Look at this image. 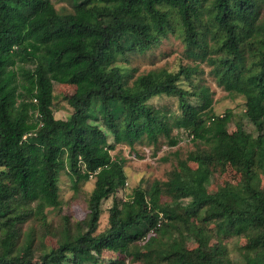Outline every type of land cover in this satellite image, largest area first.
<instances>
[{
	"label": "trees",
	"instance_id": "1",
	"mask_svg": "<svg viewBox=\"0 0 264 264\" xmlns=\"http://www.w3.org/2000/svg\"><path fill=\"white\" fill-rule=\"evenodd\" d=\"M68 1L72 10L62 13L52 0H0V264H264V0ZM170 36L211 68L219 87L245 98L256 136L241 124L228 131L233 112L215 113L208 86L181 87L203 73L199 65L130 82L120 58ZM55 83L75 87L67 120L54 115ZM159 96L178 99L179 117L148 103ZM173 128L196 150L169 181L115 200L109 229L97 233L104 201L128 180L126 159L111 152L163 137L177 146ZM226 166L240 182L210 192L213 173ZM62 170L76 191L95 179L88 214L77 234L64 228L57 248L38 250L37 231L23 228H48L47 210L62 204ZM223 237H244L243 255L233 260ZM104 252L119 258L106 261Z\"/></svg>",
	"mask_w": 264,
	"mask_h": 264
},
{
	"label": "rangeland",
	"instance_id": "2",
	"mask_svg": "<svg viewBox=\"0 0 264 264\" xmlns=\"http://www.w3.org/2000/svg\"><path fill=\"white\" fill-rule=\"evenodd\" d=\"M52 1L59 12L63 13L72 10V4L68 0ZM182 65H199L203 73L194 76L191 81L182 80L181 87L191 91L194 89V84L202 83L208 86L212 93L215 113L224 115L226 111L232 110V117L226 125L229 132L236 131L237 126L241 124L248 132H252L255 136L257 135L256 128L250 123L246 115L245 98L243 96L231 95L219 87L211 74V68L205 63L189 59L186 54L185 45L179 38L170 36L168 39L163 40L159 46L145 53L130 52L121 57L118 62V66L121 67L123 73L131 83L140 75L151 70L165 68L169 71L177 72ZM74 90L75 87L71 85L54 84L55 100L53 110L56 119L67 120L72 115L73 109L69 106L67 98L74 93ZM148 103L166 111L168 115L172 114L174 118L179 117L181 113L178 99L175 97H152L148 100ZM172 135L179 139L177 146H170L168 140L163 137L156 146L144 140L143 142L136 143L133 148L127 145H118L117 149L111 152L114 158L126 159L125 171L128 180L126 187L121 189L115 197L104 201L97 233H102L109 229V210L112 208L115 200L127 201L131 199L134 190L137 188L149 189L157 181H169L179 160H186L189 153L196 150V144L193 142L192 137L184 130L173 128ZM113 141V137L109 136V143H113ZM189 166L193 169L197 168L193 163L189 164ZM221 168L213 173L209 186L210 192H216L227 183L236 185L241 180V174L232 166H226L224 170ZM59 187L62 204L58 208L47 210L48 228H42L33 222H30V224L25 225L23 228L24 231H27L33 227L37 231L36 249L38 250L57 248L62 238V233H64V228L70 230L73 234L78 233L77 223L84 221L87 217V200L95 187V179H91L87 183H81L79 190L76 191L72 178L67 174L66 170H62ZM162 200L166 202L170 199L167 196H163ZM67 219L68 221H66ZM162 221L161 217L159 227L163 224ZM163 236L162 232L157 234L158 239ZM221 240L224 245L228 246L230 257L233 260L243 255L245 246L248 244L244 237H223ZM144 245L145 242L143 240L137 243L136 254L145 255L146 249ZM39 253L37 252L36 254L38 258L41 254ZM102 256L106 261H115L119 258L118 254L112 252H104ZM126 264L144 263L143 261L133 262L129 258Z\"/></svg>",
	"mask_w": 264,
	"mask_h": 264
}]
</instances>
